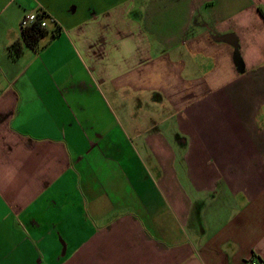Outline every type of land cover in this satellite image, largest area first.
Listing matches in <instances>:
<instances>
[{
	"label": "crops",
	"instance_id": "obj_1",
	"mask_svg": "<svg viewBox=\"0 0 264 264\" xmlns=\"http://www.w3.org/2000/svg\"><path fill=\"white\" fill-rule=\"evenodd\" d=\"M43 14L34 48L18 19ZM264 264V0H0V264Z\"/></svg>",
	"mask_w": 264,
	"mask_h": 264
},
{
	"label": "trees",
	"instance_id": "obj_2",
	"mask_svg": "<svg viewBox=\"0 0 264 264\" xmlns=\"http://www.w3.org/2000/svg\"><path fill=\"white\" fill-rule=\"evenodd\" d=\"M42 17L43 14L38 12L36 20L20 30L18 40H14L8 44L7 49L11 57H15L19 53L20 42L31 48L36 46L37 40L46 32L44 26H39L38 24V19Z\"/></svg>",
	"mask_w": 264,
	"mask_h": 264
},
{
	"label": "built area",
	"instance_id": "obj_3",
	"mask_svg": "<svg viewBox=\"0 0 264 264\" xmlns=\"http://www.w3.org/2000/svg\"><path fill=\"white\" fill-rule=\"evenodd\" d=\"M37 18V13L35 12H26L24 14H22L20 16V18L18 19V29H19V33L20 30L23 29L25 26L29 25L30 23L34 22ZM38 24L39 26H44V20L42 18L38 19ZM247 264H258L255 260L252 259H247L246 261Z\"/></svg>",
	"mask_w": 264,
	"mask_h": 264
}]
</instances>
